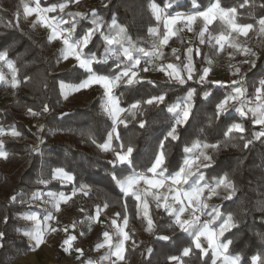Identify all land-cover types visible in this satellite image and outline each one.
I'll list each match as a JSON object with an SVG mask.
<instances>
[{"label":"trees","instance_id":"trees-1","mask_svg":"<svg viewBox=\"0 0 264 264\" xmlns=\"http://www.w3.org/2000/svg\"><path fill=\"white\" fill-rule=\"evenodd\" d=\"M61 2L64 0H41V6L47 7ZM212 2L213 0H103L102 4H95L89 11L79 7L64 12L63 16L68 18L69 13L83 14L77 17L74 38L83 35L92 27L91 14L96 13L102 18L106 34L114 35V30H110L108 26L116 20L118 25L126 28L125 35L130 37L137 48L152 52L156 42V35L152 30L160 25L161 33L165 34L166 17L201 11ZM220 2L223 7H236L237 22L252 23L254 28L251 35L256 36L258 20L264 17V0H249L244 8H240L244 0ZM153 4L162 11L161 23L152 10ZM17 20L23 21L20 0H0V52L7 51L8 59L17 70V79L21 82L15 89L10 84H0V97L11 96L10 100L0 104V121L9 133L2 139L4 150L9 154L8 159L0 166V232L5 233L4 240L0 241V264L6 263L9 257L29 252L27 240L17 237L18 232L25 228L19 215L43 212L34 205L37 199L33 198L41 190L69 195L76 189L79 191L80 200L86 205V215L94 214L99 204L104 207L107 205L113 210L120 222L127 215L131 236L136 241V246L129 248V264H170L169 257L181 256L183 248L191 246V236L170 227L172 217L163 211L153 217L155 231L143 239L136 230L143 229L146 220L142 213H137L135 200L131 196L125 197L113 176L119 179L130 175L133 167L136 171L146 170L160 141L173 123L167 106L186 95L190 88H196L193 116L186 126L178 129L179 140L165 143L167 174H173L187 158L189 154L183 151L186 146L191 147L197 142L220 143L219 150H206L213 156V163L211 167L201 169V172L209 184H215L222 175H228L236 184L237 192L231 200H226L225 193L220 190L214 197V202L209 201L207 211L211 212L215 208L221 212V219L216 221L214 227L226 219L228 214L233 216L236 226L221 238L224 242L232 240L229 254L240 255L241 264H251V257L254 255H260L264 260V210H261L264 209V137L254 138L255 133L264 131V126L255 124L256 118L250 113L247 117H241L234 110L239 102L231 106L226 117L216 119L215 106L229 93L230 88H218L215 84L197 82L196 78L206 68L205 56L197 60L194 56L196 78L183 86L176 85L167 77L160 78L161 72H157L150 73L149 77L142 79V83L121 87L124 106L165 92L167 99L163 105L143 106V115L132 110L134 116L131 121L126 122L127 127L119 125L121 140L125 143L131 140L135 145L134 165L113 167L110 160L104 157L102 149L97 147L112 130L111 118L104 110V95L97 96L88 104L64 103L61 84L78 85L89 73L78 64L65 71H57V64L63 59V49H54L47 36L37 35L30 25L21 28ZM219 23L217 21L210 26L212 35L219 34ZM181 26L183 24L178 29ZM178 32L184 38V31L179 29ZM106 47L108 46L101 35L97 33L84 54H95L102 61L93 65L95 72L112 75L115 63H105L103 54ZM248 47L256 56L246 58L251 63L243 67V87L246 95L254 98L255 90L264 85V34L251 38ZM216 49L217 45H214L210 54ZM134 56L141 61L152 58L139 52H134ZM0 68L11 73L6 62H0ZM205 92L210 93L207 99H204ZM44 104L49 107L46 113L42 112ZM29 108L41 114L29 119L26 115ZM29 120L36 123L34 128ZM140 120L146 121L143 129L138 126ZM232 122L242 123L246 130L243 134L245 140H253L247 149L243 148L245 140L239 139L240 134L233 133L231 138L224 136L227 126ZM12 129L22 135L13 137L10 135ZM52 131L64 134L66 139L54 140ZM118 144L119 141L114 139V149L118 148ZM12 160L17 165L7 171L5 164L12 166ZM57 170L73 176L74 182L62 184L56 181L54 175ZM13 195L17 196L16 202L11 200ZM148 202L151 207L153 201L148 199ZM74 206H77V202ZM5 218L7 223L4 222ZM99 236L97 234L96 238ZM163 236L169 239L159 238ZM62 258L63 253L58 251V261L55 264H62ZM183 260L184 264H211L212 256L209 254L208 257L201 258L199 250L193 246V253L189 257H183Z\"/></svg>","mask_w":264,"mask_h":264},{"label":"snow or ice","instance_id":"snow-or-ice-1","mask_svg":"<svg viewBox=\"0 0 264 264\" xmlns=\"http://www.w3.org/2000/svg\"><path fill=\"white\" fill-rule=\"evenodd\" d=\"M80 0H64V2L52 4L47 7L41 6V0H35V7L24 8V13L27 16L33 14L37 17V23L43 28L50 31L49 41H60L63 46L62 58L68 60L69 58L74 59L80 68L86 69L89 73L88 77L84 79L74 90L87 89L92 86H100L104 90V110L111 118L112 130L107 133V138L103 143L97 144L98 148L103 151H112L114 153V159L110 163L115 167L116 165H134V152L135 145L131 140L127 143L121 140L120 133L118 131L119 125L123 124L127 127L126 121L121 119L123 113L130 110H136V114L143 115V106H159L163 105L167 99V93L152 95L144 100L133 102L130 109L127 107H121L120 99L115 94V89L121 86L123 83L125 86H132L137 83L144 82L138 79L139 66L141 60L134 56V52L142 53L144 56L150 57H162V53L159 51L161 45H168L169 39L176 35L174 26L177 23H183L188 27V31H192V25L197 20L203 21V27L198 33L199 45H204L205 35L208 34V43L215 40L216 44L219 45V49L223 51L225 44L229 48L235 49L237 52L242 53L244 56H256V53L249 47L238 42L239 37H248L249 32L253 30L254 25L252 23H238L237 8L236 7H223L220 0H213V2L201 11L194 12L190 15L183 16L178 14L176 16H170L166 19L165 30L166 34L159 44H154L153 51L148 52L144 48H137L130 37L125 35L126 28L118 25L116 20L111 22L108 26L110 30H114L113 34H106L104 31L105 25L102 23V18L96 13H92V27L86 30L83 35L78 38L73 37V32L76 29L77 17L82 16V13H69L68 18L56 16H49V13H64L65 9L69 7V4L79 3ZM249 3V0H244V3L240 4V8H244ZM152 10L157 20L161 19L162 11L157 8L155 4L152 5ZM219 21L217 25V31L219 35L213 36L210 33V26ZM259 31L264 34V17L259 18ZM64 25H69L65 28ZM99 33L108 46L105 48L103 54L104 60L115 58L116 63L113 66L112 75L98 74L93 70V65L101 63L102 61L97 58L95 54L85 55L84 50L88 48L93 37ZM235 34V35H234ZM193 47L186 49V62L183 68H178L177 65L168 63L166 65H160L159 71L163 72L170 81L176 85L183 86L188 81H193L196 73L195 64L193 61ZM176 52V49H173ZM195 53L197 56L200 55V49L196 48ZM177 60H180L179 56H176ZM0 62H6L9 69H11V80L8 81L5 75L0 72V83L9 85L15 89L20 86V81L17 79V70L12 61L8 59L7 51L0 52ZM211 63V61H209ZM244 63H251L250 60H245ZM253 66L254 63H253ZM143 72H148L149 67H143L140 69ZM211 69L205 68L202 73L198 76L197 82L200 84L210 83L215 84L218 88H230L231 92L225 95L215 106V117L220 119L226 117L230 111V108L235 102L239 101V104L235 107V111L239 113L241 117H247L248 113L251 112L256 117L255 124L264 126V85L255 90V99L259 101L253 108L245 110V89L243 87L242 80H232L230 84H226L222 81H209V73ZM240 68H235L233 75H239ZM149 83H152L149 81ZM61 89H64L63 83ZM210 93L205 92L204 99H207ZM196 97V88H190L186 95L178 99L175 103L167 106V112L171 114L173 123L167 131L166 135L160 141L158 150L151 161L150 165L145 171H136L132 168V173L127 175L123 179H118L113 176V179L122 190L125 197L131 196L136 202V210L138 214L143 215L147 222L146 231L152 233L156 224L150 214V206L148 197L151 196L155 201V207L157 210L162 209L164 213L172 217L170 227L179 229L182 233H187L191 236V246L184 247L181 256L169 257L170 264H184L183 257H189L193 253L194 249L199 250L201 258L208 257L209 251L212 253L211 264H241L240 255L229 254V247L232 244V240L222 241L227 231H230L236 225L233 222V216L228 214L226 219L217 225V220L221 219V212L218 209L213 208L211 212H208L209 205L205 202V193L207 192L211 198L212 195L217 194V190L223 188L226 190V200H231L237 192L236 184L229 179L228 175H222L221 178L217 179L215 184H209L205 180V176L201 169H207L212 166L213 156L206 154L207 149L219 150L220 143H201L197 142L193 146H186L183 151L189 155L185 158L182 164L175 170L173 174H167L168 172V158L165 151V143L179 140L178 129L188 124L189 120L193 116V108ZM66 98V94H65ZM49 111L47 104H44L42 112L46 113ZM28 113L36 117L41 113L34 111L32 108L28 109ZM146 121L140 120L138 126L143 129ZM41 131L43 129L41 128ZM245 128L240 122L230 123L224 136L231 138L233 133H238L239 139L245 140L244 133ZM6 134V130L0 127V136ZM13 137H20L22 134L15 129L11 130ZM264 137V131H260L254 134L255 139ZM115 139L119 141L118 148L112 147V141ZM43 141L41 140V143ZM264 142V141H262ZM93 143H96L93 141ZM253 143L252 139H247L243 143V148L247 149ZM194 149L196 150L194 152ZM8 152L4 150V142L0 140V158L4 160L8 159ZM150 174V175H149ZM56 178L66 176L69 181L74 178L71 175L62 173L57 170L55 173ZM195 177V180L190 184V180ZM44 183V181H40ZM146 185L145 188H139L138 186ZM187 186V187H185ZM166 192L161 193V189H165ZM83 191V188L80 189ZM86 194V193H85ZM76 195V190H73L71 194L65 195L60 194L56 196L53 192L49 191L48 196L53 198V207L57 212L60 211L61 203H67L73 196ZM34 199H40L37 195ZM13 202L17 201V196L11 197ZM177 205L179 207H177ZM107 207V205H105ZM191 209V218H182L186 211ZM125 210H127V202L125 201ZM264 210V209H261ZM83 211V209H81ZM100 209H96V219H99ZM119 215V214H118ZM208 215L210 219H206L201 222V216ZM28 220L35 221L36 228L33 232H25L24 235L28 236L33 241V248L39 247L46 242V235L49 232H56L58 229L48 224L41 226V221L35 214L26 217ZM55 216L48 214L45 216V221L50 222L55 220ZM7 223V218H5ZM113 225H116V221H112ZM129 219L127 215L123 218V227L116 225V234L120 237V240L113 245L112 236L109 232H104L103 237L105 243L97 245V249L107 246L110 250L111 256L115 257L116 261H123L125 259V243L131 239L129 233L125 231L128 227ZM75 227V224L72 225ZM64 232H68L69 229L65 227ZM5 238V233L0 232V241ZM160 239L167 240L169 237L163 236ZM76 240V236H70L64 241V250L70 252L73 249V241ZM202 240L207 242L205 247L202 244ZM135 243V241H132ZM2 246V245H0ZM80 256L84 255L83 249L75 248ZM251 264H264L260 255H254L251 257Z\"/></svg>","mask_w":264,"mask_h":264},{"label":"crops","instance_id":"crops-1","mask_svg":"<svg viewBox=\"0 0 264 264\" xmlns=\"http://www.w3.org/2000/svg\"><path fill=\"white\" fill-rule=\"evenodd\" d=\"M100 2L102 3V0H94V4H99ZM20 3L22 4V12L24 15L23 19L27 23H29L36 32H38L39 34H41L43 36L45 35L49 38L50 31L48 29L43 28L40 24H38L36 22L37 17L34 14L32 16H27L24 13V8L26 5L28 7H35V0H20ZM87 3H88L87 0H85L83 5H82V7L84 9L87 6ZM50 14H53V13H50ZM49 16H53V15H49ZM170 16H176V15H170ZM170 16H168V17H170ZM57 18H60V17H57ZM165 23H166V19H165ZM64 27L66 28V25H64ZM250 32H249V34H250ZM50 43L55 49H58V48L63 49V46H62L60 41H54V42H50ZM76 64H78V63L72 58H69L68 60L62 59L61 68L67 69L70 66H73ZM230 75H228V77ZM63 85H64V89H62V96L64 97V99H67L68 101L78 99L79 101H81L83 103H91L97 96L104 95V90L100 86H92V87H89L87 89L74 90L77 85L66 84V83H63ZM65 94H66V98H65ZM115 94L117 95L116 89H115ZM119 99H120L121 107H126V106H124V103L120 97H119ZM127 113L128 112H125L122 114V116H121L122 120L125 119V116ZM113 141H114V139H113ZM113 141H112V147H113ZM113 157H114V153H113ZM3 160H4L3 158H0V161H3ZM59 171H61L62 173H66L62 170H59ZM66 174L70 175L68 173H66ZM125 177H122L119 179H123ZM54 179L56 181L61 182L62 184H72L74 182V180L69 181L66 178V176H63L61 178H56V176L54 175ZM194 180H195V177L192 178V180L190 181V184ZM185 187H187V186H185ZM78 192L76 190V194H77L76 196L77 197L73 196L72 199H70L66 204L61 203L60 211L57 212L55 210V208L53 207V198L48 196L47 191L41 190V193L43 195L39 194L40 200L37 199V201L34 203V205L36 207H39L43 212H35V213H30L28 215L35 214L36 216H38L40 221H41V226H45V224L52 226L51 221L50 222L45 221L46 215L52 214L54 216L55 213L58 214V213L64 211L66 207L71 208L75 204V201H78V200H79V203L77 202V206H79L80 204H81V206H82V204H85L84 201L80 200ZM53 193L56 196H59L55 192H53ZM73 202H74V204H73ZM65 205H66V207L64 208ZM84 206L86 207V205H84ZM99 206L102 209L105 208L106 213H103L101 210L100 215H99V219L97 220L96 219V209ZM99 206H97L95 208V213L92 215H86V214L82 213V215H81L83 217L82 220L86 221V223L88 224L87 228L85 227L86 228L85 230H83V228H82V230L79 233H76L74 231V228L72 227V225L74 223H71V222L67 223L64 221H60L59 226L57 227L58 231L49 232L46 235V242L44 244L40 245L39 247H35V248H33V241L28 236L24 235L25 232H33L35 230V228H36L35 221H32V220L25 221L24 220L25 228H24V230H22L21 233H22V236L29 243L30 250H29V252L23 254V256H28V254H31V256H29V260L23 259V256L17 257V258H12V259H14V260L17 259L16 261L22 259L20 264H55L58 261V251H60L63 253V258L61 260L62 264H85V262L95 263V261H99L101 264H113V261H115V257L111 256L109 248L107 246H105L103 248L97 249V245L105 243L103 233L106 231L109 232V234L112 236L113 245H115L120 240V237L116 234V225L121 226V225H123L122 224L123 222L119 221L117 214L113 210L109 209L108 207H104L101 204H99ZM108 211L113 212L115 216H113V218H112L111 215H109ZM26 215H27V213H26ZM55 220H57V219H55ZM113 220L116 221V225L112 224ZM79 223L75 222V226L79 225ZM65 227H67L69 229V231L67 233L63 231V229ZM82 227H84V225ZM105 227H107V228L105 230H102V228H105ZM126 231L129 233L131 239L125 243V249H126L125 259L123 261H116L115 264H129V258H128L129 257L128 256L129 255V248L136 246V241L131 236L129 224H128V229ZM97 234L100 235L99 238H96ZM70 236H76V240L73 241V243L79 241V242L86 243V244L90 245L91 246V252L85 253L83 250L84 255L80 256L77 252H75L74 249H72L70 252L65 251L64 250V248H65L64 241L66 239H68ZM141 236L144 239V236L143 235H141ZM133 240L135 241V243L132 242ZM202 242H205L207 244L206 241L202 240ZM78 248L83 249L81 246H79ZM46 257H49V259L46 260ZM8 260L10 261V258Z\"/></svg>","mask_w":264,"mask_h":264},{"label":"rangeland","instance_id":"rangeland-1","mask_svg":"<svg viewBox=\"0 0 264 264\" xmlns=\"http://www.w3.org/2000/svg\"><path fill=\"white\" fill-rule=\"evenodd\" d=\"M84 1L85 0H80V2L78 3V4H76V3H74L72 6L71 5H69V7L68 8H66L65 9V11L64 12H67V11H69V10H71V9H74V8H79V7H82V5H83V3H84ZM87 2H88V0H87ZM102 3H103V0H102ZM101 2L99 3V4H102ZM95 4H94V0H92L91 2H88L87 3V6L85 7V11H89L90 9H92V8H94L95 6H94ZM192 13H194V12H192ZM192 13H188L187 15H190V14H192ZM48 15H53V16H57V17H64L63 16V13H60V12H58V13H53V14H48ZM181 15H183V16H187V15H184V14H181ZM24 15H23V12H22V22H20V21H18L17 20V24H18V26H20L21 28H24L26 25H30L29 23H27L24 19ZM168 18V17H167ZM166 18V19H167ZM161 20H162V16H161V19L159 20V23H161ZM181 24H183V23H177L175 26H174V31H176V35L175 36H172V37H170V39H169V44L168 45H166V46H164V45H161V47H162V57H160V61H161V64L160 65H166V64H168V63H172V64H174V65H177V67L178 68H183V66H184V64H185V62H186V49L188 48V47H193V49H194V51H193V59H194V56H195V59L197 60V59H199L200 57H202V56H205V67L206 68H210L211 69V71H210V73H209V77H208V80H212V81H222V82H224V83H226V84H230L231 83V81L232 80H242L243 82H244V78H243V67L245 66V65H248V63H244V61L246 60V56H244L242 53H240V52H237L235 49H232V48H229L228 46H227V44H225V47H224V49H223V51H221L220 49H219V45H217L216 44V42H215V40H212L211 41V43L209 44L208 43V34H206L205 35V41H206V43L204 44V45H199V36H198V33L200 32V30L202 29V27H203V21L202 20H197L191 27H192V31L191 32H189L188 31V27L186 26V25H184L183 24V26H181V28H179V29H182L183 31H184V35H183V37L184 38H181L180 37V34H179V32H178V27H179V25H181ZM31 26V25H30ZM67 27H69V25H66V28ZM31 28H32V26H31ZM33 29V28H32ZM34 30V29H33ZM35 31V30H34ZM36 32V31H35ZM165 32H166V30H165ZM252 32V31H251ZM251 32H250V34H249V36L248 37H239L238 38V42L239 43H241V44H243V45H245V46H247L248 47V45H250V42H251V38H253V37H257V36H261L262 35V33H260V31H259V28L256 30V36L255 35H251ZM37 33V35H39V36H43V35H41V34H39L38 32H36ZM152 33L153 34H155L156 35V42H155V44H159L160 43V41L163 39V36L165 35V34H163V33H161V30H160V25H158V27L157 28H155V29H153L152 30ZM217 35H219V34H217ZM217 35H213V36H217ZM235 35V34H234ZM45 36V35H44ZM51 44V43H50ZM214 45H217V49H216V51H214V53H211L210 54V51L213 49V46ZM52 46V45H51ZM53 47V46H52ZM54 48V47H53ZM196 48H199L200 49V55L199 56H197L196 55V53H195V49ZM55 49V48H54ZM173 49H176V52L174 53L173 52ZM203 49H205V50H203ZM152 51H153V49H152ZM204 51H206V52H204ZM176 56H179L180 57V60H177L176 59ZM62 61V60H61ZM61 61H59L58 62V64H57V71H65V70H67V69H69V68H71L72 66H70L69 68H67V69H62L61 68ZM182 61H183V63H182ZM209 61H211V63H209ZM74 66V65H73ZM240 68V74L239 75H233V72H234V70H235V68ZM0 72H2L3 74H4V71L0 68ZM157 72H160L158 69L156 70V71H154V72H150V73H157ZM149 73V74H150ZM149 74L146 76V77H142V76H138V79H145V78H147V77H149ZM231 74V75H230ZM228 75H230L229 77H228ZM160 78H163V77H167L163 72H161L160 73V76H159ZM168 78V77H167ZM169 79V78H168ZM1 84V83H0ZM244 84V83H243ZM122 87V86H121ZM120 87V88H121ZM118 90V88L116 89V91ZM230 92H231V89H229V93H227V95L228 94H230ZM118 95V94H117ZM63 97V96H62ZM10 100L11 99V96L9 95H7L6 96V98H5V96H4V98L3 97H0V104H2V103H4L6 100ZM245 100H246V104H245V106H246V110L248 109V108H253V107H255L256 106V104H258L259 103V101H257L256 99H255V97L254 98H251V97H249V95H246L245 96ZM63 101H64V103H66V104H68V103H79V104H88V103H83V102H81V101H79L78 99H75V100H72V101H68L67 99H64V97H63ZM237 102H239V101H237ZM236 103V102H235ZM130 106L131 105H129V106H126L127 108H129L130 109ZM251 115H252V113L251 112H249ZM27 115V118H29L30 119V117H31V119H32V117L33 116H31L29 113H27L26 114ZM134 115H133V112H132V110L129 112L128 111V113L126 114V116H125V119H124V121H126V122H129V121H131V119H132V117H133ZM253 116V115H252ZM253 117H255V116H253ZM256 118V117H255ZM28 122H30V124H31V127H33L34 128V125L36 124V123H34L32 120H29ZM0 127H3L4 128V125L1 123V121H0ZM9 135V133L8 134H5L3 137H1L0 138V140H2L4 137H6V136H8ZM10 135H11V133H10ZM51 135H52V137L54 138V140H58V141H64L65 139H66V137H65V135L64 134H61V133H59V132H57V131H52L51 132ZM113 143H114V141H113ZM113 148H114V145H113ZM103 151V150H102ZM103 153V155H104V157L106 158V159H108V160H110V161H112L113 159H114V157H113V153H112V151H103L102 152ZM206 154H208L209 155V153L208 152H206ZM4 161H6V160H3V161H0V166H3V164H4ZM11 165L12 166H8V164L6 163L5 164V169L7 170V171H9V169H14L15 168V166L17 165V162H15L14 160H12V163H11ZM191 181V180H190ZM139 188H145L146 187V185H143V183L141 184V185H139L138 186ZM220 190H222L224 193H225V195H227L226 193V190L225 189H223V188H220V189H218L217 190V194H218V192L220 191ZM78 192V191H77ZM160 192L161 193H163V192H166V188L165 189H161L160 190ZM79 193V192H78ZM43 195L42 193H41V191L37 194V195ZM217 194L216 195H212L211 196V198L210 199H208L207 198V200L205 201L208 205H210V202L209 201H212V202H214V200H215V198L214 197H216L217 196ZM77 195V194H76ZM75 195V197H77ZM76 199V198H75ZM148 199H151L152 201H153V205L150 207V214L152 215V218L154 217V215H156L157 213H160V212H163V210L162 209H160V210H157L156 209V207H155V201L152 199V197L151 196H149L148 197ZM38 200H40V199H38ZM47 202V201H46ZM75 202H78L79 203V200L78 201H75ZM73 204H74V202H73ZM71 205V204H70ZM85 204H82V206H81V204L79 205V206H72L71 208H67L66 207V205L64 206V208H65V210L64 211H62V212H60V213H58V214H54V216L57 218V219H60V221H64V222H67V223H74L75 224V222H80L79 223V225H77V226H75L74 227V231L76 232V228H79V230L81 231L82 230V228H83V230H85L86 228H87V226H88V224L86 223V221H83L82 219H83V217L81 216L82 215V213L84 214L85 213V210H86V207L84 206ZM177 207H179L178 205H177ZM81 209H83V211H81ZM99 209H100V211L102 210V212L103 213H106V209L105 208H101L100 206H99ZM108 213H109V215H111V217L113 218V216H115L114 215V213L113 212H111V211H108ZM28 214H30V213H27V215ZM27 215H26V213L24 214V215H19V218L21 219V221H22V223L25 225V222H24V220L25 221H27L28 219H26V217H27ZM29 216V215H28ZM66 218H70V221H67L66 220ZM80 218V219H79ZM182 218H184V219H190L191 218V209H189L188 211H186L185 212V214H184V216L182 217ZM60 221H59V223H60ZM218 221V220H217ZM146 224H145V226H144V228L143 229H138V230H136L137 232H139L141 235H143V236H146L147 234H151V233H149L148 231H146V228H147V222H145ZM154 223H155V221H154ZM123 224V223H122ZM35 225H36V223H35ZM84 225V227H82ZM86 227V228H85ZM121 227H123V225H121ZM128 229V227L127 228H125V231ZM156 229V228H155ZM24 230V229H23ZM155 231V230H154ZM153 231V232H154ZM22 230H20L19 232H18V234H17V237L18 238H24L23 236H22ZM152 232V233H153ZM202 244H204L205 246L207 245L205 242H202ZM209 254H211V256H212V253H211V251H209ZM21 256H23V255H21ZM21 256H17V257H21ZM29 256H31V254H28V256H23V259H28L29 260ZM17 257H9L10 258V261L9 260H7L6 261V263H4V264H20L21 263V261H22V259L21 260H18V261H16L17 259H12V258H17ZM8 258V259H9ZM49 259V257H46V260H48ZM9 261V262H8ZM85 264H94V263H90V262H85ZM218 264H219V262H218Z\"/></svg>","mask_w":264,"mask_h":264},{"label":"built area","instance_id":"built-area-1","mask_svg":"<svg viewBox=\"0 0 264 264\" xmlns=\"http://www.w3.org/2000/svg\"><path fill=\"white\" fill-rule=\"evenodd\" d=\"M92 0H88V2H91ZM74 3H72V4H69V5H73ZM163 18V17H162ZM159 51L160 52H162V47L160 46V48H159ZM105 63L106 64H109V63H116V60H115V58H111V59H107L106 61H105ZM98 64V63H97ZM160 64H161V61H160V57L159 58H157V57H152V58H150V59H146V60H143V61H141V64H140V66H139V69H137V71H139V76H142V77H146L150 72H154V71H156L157 69H159V67H160ZM143 67H149L150 68V70L148 71V72H143V71H141L140 69H142ZM4 75H5V77H6V79L8 80V81H10L11 80V73H9L7 70H4ZM121 86H125L123 83L121 84ZM120 86V87H121ZM120 87H118V90H117V94H118V96L121 98V100H122V98H123V93H122V91H121V88ZM6 130V129H5ZM6 134H8V131L6 130ZM4 136V135H3ZM3 136H0V138L1 137H3ZM209 196V194L206 192L205 193V201L207 200V197ZM56 218V217H55ZM57 219V218H56ZM206 219H210V217L208 216V215H204V216H201V222H203L204 220H206ZM66 220L67 221H70V218H66ZM59 221H60V219H57V220H53V221H51V225H52V227H58L59 226ZM214 226V225H213ZM77 230H76V233H79L80 232V230H79V228H76ZM79 246H81L82 248H83V250H84V252L85 253H88V252H90L91 251V246L90 245H88V244H86V243H82V242H79V241H77V242H74L73 243V249H75V248H77V247H79ZM94 264H101L99 261H95V263Z\"/></svg>","mask_w":264,"mask_h":264}]
</instances>
